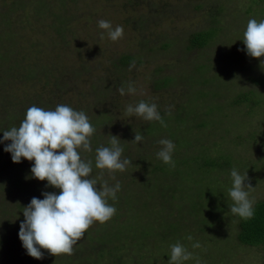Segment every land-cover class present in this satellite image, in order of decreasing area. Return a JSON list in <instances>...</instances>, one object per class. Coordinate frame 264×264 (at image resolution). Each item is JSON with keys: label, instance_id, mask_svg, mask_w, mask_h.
<instances>
[{"label": "rangeland", "instance_id": "1", "mask_svg": "<svg viewBox=\"0 0 264 264\" xmlns=\"http://www.w3.org/2000/svg\"><path fill=\"white\" fill-rule=\"evenodd\" d=\"M253 18L264 20L263 1L0 0V132L19 127L33 105L66 104L101 126L96 149L110 147L115 135L122 158L132 161L115 179L106 170L102 178L128 191L108 200L116 214L93 223L74 245L76 255L41 249L44 258L37 260L18 236L23 208L33 197L43 199L44 190L59 189L33 178L32 161L13 163L4 151L11 142L0 143V264H169L177 242L193 255L181 264H261L259 250L236 242L228 194L235 168L247 171L250 198L264 197V159L255 161L264 157V84H254L264 79V57L250 58L242 41ZM101 19L113 29L122 25L123 38L109 39ZM206 30L209 45L189 48L190 36ZM130 82L136 94L121 96L117 89ZM141 100L158 105L167 127L127 115L126 106ZM137 132L144 136L139 144L132 142ZM161 139L175 144L174 168L156 156ZM93 146L80 154L93 161L90 178L96 179L101 170ZM218 155L231 158L230 166L210 171L199 164ZM138 192L144 204L134 199ZM203 218L209 228L198 224ZM196 242L201 247L193 248Z\"/></svg>", "mask_w": 264, "mask_h": 264}, {"label": "clouds", "instance_id": "2", "mask_svg": "<svg viewBox=\"0 0 264 264\" xmlns=\"http://www.w3.org/2000/svg\"><path fill=\"white\" fill-rule=\"evenodd\" d=\"M98 26L107 32L113 42L124 36L122 25L113 29L110 21L101 19ZM99 37L104 39V33H100ZM242 41L248 56L264 57V20L258 22L254 18L249 19ZM134 66L133 61L129 70ZM117 91L121 96L126 92L134 95L137 89L130 82L127 89L120 87ZM171 107L166 109L169 115ZM126 113L129 117L136 115L146 121H158L162 127H167L155 102L141 100L135 106L129 104ZM95 131L84 111L59 104L54 110L33 105L27 109L19 127L3 132L0 143L11 142L5 146L4 151L11 154L12 162L20 163L22 158L32 161L30 171L33 178L46 180V186L59 189V194L43 192V199L33 197L23 208L24 219L19 225L18 236L27 254L34 259L44 258L41 249L55 257L61 254L73 255L74 245L94 222L104 224L116 214V208L108 200L117 199L121 184L117 181L110 185L102 178L106 170L115 179V173L126 171L132 161L122 158L124 148L121 140L110 135V147L101 146L96 149L95 167L101 170L99 177L90 178L93 161L82 158L80 152L92 151L91 137ZM143 140L144 136L137 132L132 142L139 144ZM158 143L161 148L156 153L157 158L174 168V142L161 139ZM230 176L232 187L228 194L234 202L230 208L231 213L245 220L253 218L255 200L250 198V190L254 187L248 182L247 171L241 174L233 168ZM100 180L102 183L98 186ZM187 239L191 241L192 237L188 236ZM192 247L199 248L201 245L196 242ZM192 258V253L181 243L171 246L169 264H181Z\"/></svg>", "mask_w": 264, "mask_h": 264}, {"label": "trees", "instance_id": "3", "mask_svg": "<svg viewBox=\"0 0 264 264\" xmlns=\"http://www.w3.org/2000/svg\"><path fill=\"white\" fill-rule=\"evenodd\" d=\"M262 1L264 2V0H256V1L254 0V3L256 4V3L262 2ZM212 19H213L212 20L213 22L217 21L216 16L212 17ZM12 23H14V22H12ZM10 27H12V26H9L8 29ZM9 32H7V33H9ZM210 42H211V32H210V30L200 31V32L194 33V34H192L190 36L189 48H191V49H203L207 45H209ZM250 58H252V57H250ZM127 60H130V58H126V60L122 59L121 62L125 63V62H127ZM254 84H257V85L258 84H264V79H260L258 82H254ZM243 97L247 98L246 95H244ZM237 100L239 102L235 101L236 105H238L240 103V99L238 98ZM255 103L257 105H259V102H255ZM54 109L55 108H53V106H49L48 107V110H54ZM104 117L107 118L106 115ZM104 121H105V119H104ZM100 128H101V126H99L96 129L95 133L91 137V140L95 139V142L91 141V145L92 146H93L94 143H96L98 141V139L100 140V138L98 136H95L96 132ZM257 131H258V135H259V138H260L263 135V133H262V131L259 128H258ZM3 132L4 131H1L0 133L3 134ZM121 145H123V144H121ZM95 149L96 148L93 146V150H95ZM252 152L254 154V149L252 150ZM220 155L214 156V158L209 156L210 158L205 160V161H203V162L200 159L199 160V164L203 168L207 167L206 169H208L210 171H213L216 168H227V167H229L230 166V162H231L232 159L231 158L227 159L226 157H223V156H220ZM254 155H256V154H254ZM263 159H264V157L260 156L255 161L262 165ZM230 168H232V167H230ZM20 170H21V172H24V169L21 168ZM155 171H160V170H157L155 168L153 170V172H155ZM21 176H22V174H21ZM14 180L6 178L4 183L7 186H12V184L15 185ZM8 189H10V187ZM125 191H127L126 188L122 191L123 193H121L119 191L120 196L121 195H126ZM44 192H46V190H44ZM117 198H118V195H117ZM134 199H138L141 202H143L142 194H140V192H138L137 197H135ZM143 204H144V202H143ZM208 213H210V212H208ZM142 216L144 218H147L145 215H142ZM233 218L236 219V221H237V233H236V236H235L237 244L240 245L241 247L243 246L244 249L255 248V249L259 250L261 252V255H262V263L261 264H264V197L261 200H259L257 203H255L253 218L245 220V219L240 218L238 215L233 216ZM203 221H204V223H203ZM198 224H202L205 227L207 226V228H209L211 226V224H206L204 218L202 219V222L200 221V223H198ZM218 228H220V227H217V229ZM75 253L76 252H75V248H74V254L73 255H76Z\"/></svg>", "mask_w": 264, "mask_h": 264}]
</instances>
